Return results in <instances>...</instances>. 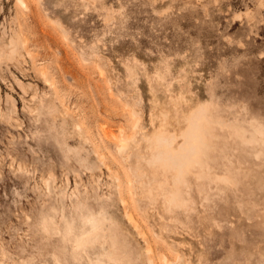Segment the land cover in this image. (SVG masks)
Returning a JSON list of instances; mask_svg holds the SVG:
<instances>
[{"label": "rangeland", "instance_id": "rangeland-1", "mask_svg": "<svg viewBox=\"0 0 264 264\" xmlns=\"http://www.w3.org/2000/svg\"><path fill=\"white\" fill-rule=\"evenodd\" d=\"M0 264H264V0H0Z\"/></svg>", "mask_w": 264, "mask_h": 264}, {"label": "bare ground", "instance_id": "bare-ground-1", "mask_svg": "<svg viewBox=\"0 0 264 264\" xmlns=\"http://www.w3.org/2000/svg\"><path fill=\"white\" fill-rule=\"evenodd\" d=\"M154 263V262H153Z\"/></svg>", "mask_w": 264, "mask_h": 264}]
</instances>
